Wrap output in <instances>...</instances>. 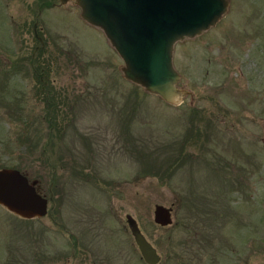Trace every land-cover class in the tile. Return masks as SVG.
Masks as SVG:
<instances>
[{
  "label": "rangeland",
  "instance_id": "rangeland-1",
  "mask_svg": "<svg viewBox=\"0 0 264 264\" xmlns=\"http://www.w3.org/2000/svg\"><path fill=\"white\" fill-rule=\"evenodd\" d=\"M34 21L50 103L31 63ZM123 64L75 0H0V167L51 196L40 217L0 204V264H73L72 235L77 247L135 249L127 215L160 264L173 252L172 264H264V0H229L175 42L178 103ZM197 195L206 202L190 208ZM156 203L172 206L171 223L154 221Z\"/></svg>",
  "mask_w": 264,
  "mask_h": 264
},
{
  "label": "water",
  "instance_id": "water-1",
  "mask_svg": "<svg viewBox=\"0 0 264 264\" xmlns=\"http://www.w3.org/2000/svg\"><path fill=\"white\" fill-rule=\"evenodd\" d=\"M67 0H59L65 3ZM81 16L100 27L124 64L125 78L159 95L169 103L180 102L185 91L177 86L179 71L173 64L176 41L192 37L215 24L229 0H75ZM37 21L33 23L35 35ZM36 179L16 167H0V204L23 218L47 212L48 199L38 191ZM153 219L160 225L172 222V206L156 203ZM127 222L143 258L159 261L156 246L131 215Z\"/></svg>",
  "mask_w": 264,
  "mask_h": 264
},
{
  "label": "flooded vegetation",
  "instance_id": "flooded-vegetation-1",
  "mask_svg": "<svg viewBox=\"0 0 264 264\" xmlns=\"http://www.w3.org/2000/svg\"><path fill=\"white\" fill-rule=\"evenodd\" d=\"M54 3L56 2H53V4ZM36 28H37V25H36ZM38 35H40V37L42 38V41H40V39L35 35V37L39 40L40 44L35 45L33 52L31 54L33 58L32 67L35 72L39 73V77L41 80L40 89L44 91L45 101L47 103H50L52 100V95H51L52 88L49 86L48 80L44 77L48 73V71L47 69L44 68V66H41L39 70H37V66L33 65L35 61L34 55L38 47L40 46L42 48L45 44V40L42 34L38 32ZM47 211H48V208H47ZM126 219H127V216H126ZM77 238H78L77 235H72L73 240H72V248L70 250V253H71L70 255H71V261L73 262V264H134L132 252L137 253L136 255H137V259L139 262H142L143 264H151L143 258L141 251L138 248L135 241L134 242L137 246L135 249H130V248L129 249H118V248H112L109 246H102V243L100 242V240L98 241V248L92 249V248H87V247H77ZM133 240H134V237H133ZM159 256H160L159 261L155 264H160V261H161L160 253H159ZM177 258H178V254L174 252L172 254H168L166 257V261H167L166 264H172V261L174 259L177 260ZM178 264H181V263L178 261Z\"/></svg>",
  "mask_w": 264,
  "mask_h": 264
},
{
  "label": "trees",
  "instance_id": "trees-1",
  "mask_svg": "<svg viewBox=\"0 0 264 264\" xmlns=\"http://www.w3.org/2000/svg\"><path fill=\"white\" fill-rule=\"evenodd\" d=\"M33 62V58H32V56H31V63ZM51 119L49 118V121H50ZM50 124H51V122H50ZM176 158H178V156L176 155V157H174V159H176ZM195 195V194H194ZM198 196V195H197ZM190 202L192 203V204H189V207L191 208L192 206L191 205H194L195 207H198L199 208V204L200 203H203V202H206V198L205 197H203V196H198V197H194V196H191V198H190ZM196 213V212H195ZM194 215V212L192 213V216Z\"/></svg>",
  "mask_w": 264,
  "mask_h": 264
}]
</instances>
